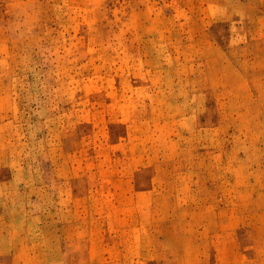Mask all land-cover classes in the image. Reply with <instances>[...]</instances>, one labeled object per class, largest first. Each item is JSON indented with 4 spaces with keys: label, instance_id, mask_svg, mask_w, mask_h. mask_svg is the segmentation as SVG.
I'll return each mask as SVG.
<instances>
[{
    "label": "rangeland",
    "instance_id": "rangeland-1",
    "mask_svg": "<svg viewBox=\"0 0 264 264\" xmlns=\"http://www.w3.org/2000/svg\"><path fill=\"white\" fill-rule=\"evenodd\" d=\"M0 264H264V0H0Z\"/></svg>",
    "mask_w": 264,
    "mask_h": 264
}]
</instances>
